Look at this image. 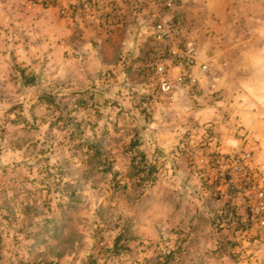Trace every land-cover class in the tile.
<instances>
[{"label": "rangeland", "instance_id": "obj_1", "mask_svg": "<svg viewBox=\"0 0 264 264\" xmlns=\"http://www.w3.org/2000/svg\"><path fill=\"white\" fill-rule=\"evenodd\" d=\"M45 2L0 0V264H264L257 231L240 234L245 203L210 170L215 140L175 107L177 86L193 98L188 80L172 72L167 93L143 62L135 71L150 80L134 70L105 80L108 69L80 58L50 64L31 9H55L85 52L87 26L62 17L66 0ZM135 144L156 166L154 182L131 174ZM225 210L238 225L224 227ZM119 236L126 249L115 255Z\"/></svg>", "mask_w": 264, "mask_h": 264}, {"label": "crops", "instance_id": "obj_2", "mask_svg": "<svg viewBox=\"0 0 264 264\" xmlns=\"http://www.w3.org/2000/svg\"><path fill=\"white\" fill-rule=\"evenodd\" d=\"M178 1L177 14L186 18L192 28L198 32V63L210 62L215 69L210 76L198 72L197 68L194 73L202 83L215 82L222 90V99L212 107L207 104L208 99L189 98L186 94L188 88L186 86L181 88L179 85L176 89L178 97L181 98L175 107L177 104L178 109L183 106L184 114L188 118H195L203 124L204 139L215 140L208 133L209 126H213V129L220 133L226 151L230 146L239 144L244 138L252 148L258 149V159L254 165L262 166L264 0ZM30 17L32 21L30 30L34 27L43 30L39 34L44 37L43 47L46 48L39 52L46 54L50 64H53L56 58L60 60L64 56L65 61L68 58L75 61L80 58L84 59L85 63H93V67L99 65L108 69L105 80H127L129 76L123 73L124 70H134L138 80H150L135 71L136 67L144 62L148 47L147 31L141 28L138 20L127 17L124 22L110 31L101 25L87 26L81 37V40L85 41L82 43L83 47L88 49L85 52L76 46L78 37L64 20L62 22L55 9L40 10L39 7H34L31 9ZM65 36L69 40L66 46L63 41ZM52 39L54 45L51 43ZM33 52L38 54L37 50ZM31 58L34 56L32 55ZM128 71H126L127 75ZM119 72L122 76L120 79ZM180 75L179 69L173 71L174 80ZM194 103L204 108L197 109L198 106L195 107ZM224 115L230 117V124L223 119ZM211 144L214 146L215 142Z\"/></svg>", "mask_w": 264, "mask_h": 264}, {"label": "built area", "instance_id": "obj_3", "mask_svg": "<svg viewBox=\"0 0 264 264\" xmlns=\"http://www.w3.org/2000/svg\"><path fill=\"white\" fill-rule=\"evenodd\" d=\"M31 1L47 4L45 0ZM178 7V0H66L65 4L59 5V12L77 31L94 24L112 30L127 17L138 20L148 36L142 68L157 75L162 90L167 93L173 92L171 75L179 69L178 84L188 80L192 97L208 99L210 103L220 98L222 93L215 82L203 85L193 74L198 67L203 75L210 76L213 68L210 62L198 63V32L186 18L177 14ZM193 131H201V127L196 126ZM212 132L216 131L210 128L208 133ZM222 143L216 134L217 151L210 170L222 188L231 192L233 198L241 197L245 203L243 222L247 228L240 230V234L256 230L264 240V160L262 166L254 165L258 154L247 142L231 146L227 152L222 151ZM228 211H222L226 217L224 227L238 225L235 214Z\"/></svg>", "mask_w": 264, "mask_h": 264}, {"label": "trees", "instance_id": "obj_4", "mask_svg": "<svg viewBox=\"0 0 264 264\" xmlns=\"http://www.w3.org/2000/svg\"><path fill=\"white\" fill-rule=\"evenodd\" d=\"M34 82V80H31ZM34 83H32L31 85H33ZM132 175L140 177V180H150L154 182L155 178H153V173L156 171V166L152 163L149 162L148 157L146 156V154L140 149V144H135L134 146H132ZM135 153H138V155H135ZM106 168V172L110 173L113 172V164L109 163L108 166H105ZM114 174V179L117 178V173L113 172ZM146 174V175H144ZM119 183V182H118ZM118 185V184H117ZM118 188V186H117ZM123 236H119L117 238V240L114 242L113 245V249L111 250V252L115 255H120L124 249H126L125 244H121V241L123 240L122 238ZM221 251V250H219ZM223 255V254H222Z\"/></svg>", "mask_w": 264, "mask_h": 264}]
</instances>
